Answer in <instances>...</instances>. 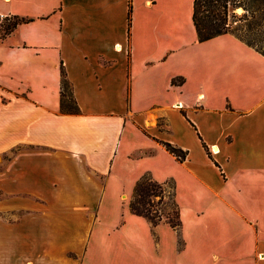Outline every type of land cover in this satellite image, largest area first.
I'll return each mask as SVG.
<instances>
[{
  "label": "crops",
  "instance_id": "obj_1",
  "mask_svg": "<svg viewBox=\"0 0 264 264\" xmlns=\"http://www.w3.org/2000/svg\"><path fill=\"white\" fill-rule=\"evenodd\" d=\"M0 15L24 20L0 40V264H264L261 53L198 42L192 0H0ZM145 174L195 204L179 234L124 207Z\"/></svg>",
  "mask_w": 264,
  "mask_h": 264
},
{
  "label": "trees",
  "instance_id": "obj_2",
  "mask_svg": "<svg viewBox=\"0 0 264 264\" xmlns=\"http://www.w3.org/2000/svg\"><path fill=\"white\" fill-rule=\"evenodd\" d=\"M192 0L191 20L196 32L197 41L203 42L214 37L231 34L254 48L264 56V53L256 49L248 34L255 29V12L260 8L263 13L259 19H264V0ZM242 8L243 15L238 16L236 10ZM130 7L128 10V17ZM23 19L13 18L12 21L2 27V32L10 33ZM257 24L261 26L258 21ZM256 25V24H255ZM179 79H173L172 83H180ZM60 109L64 113H77V107L72 98V92L65 73L61 70L60 80ZM165 149L180 162L186 158V152L164 143ZM165 200L169 203L168 209L164 208ZM128 209L133 215L146 219L152 227L164 223L177 233L181 227L180 209L176 201L175 185L173 181L159 183L149 174L143 175L134 185Z\"/></svg>",
  "mask_w": 264,
  "mask_h": 264
},
{
  "label": "rangeland",
  "instance_id": "obj_3",
  "mask_svg": "<svg viewBox=\"0 0 264 264\" xmlns=\"http://www.w3.org/2000/svg\"><path fill=\"white\" fill-rule=\"evenodd\" d=\"M189 1L191 2V0H184V3L187 4ZM249 2H250V0H248V3H247L248 5H249ZM243 13H244V10L242 8H238L236 10V14L238 16L243 15ZM262 13H263V10H261L260 8H258V10H256V12L254 14L255 17L251 20V21L254 22L255 29L251 32V34L247 35V38L251 40V43L253 44V46L256 49H258V50H260L261 52L264 53V19L263 18L259 19V17H261ZM258 21L260 22L261 26H259L257 24ZM3 25L5 26L6 23H4ZM7 34H6V32H2V30H0V40L2 38H4ZM208 177L209 178H213L212 173L208 172ZM124 191H125V193L128 196H130L131 193H132V188L131 187H129V188L127 187V188L124 189ZM176 192H177L179 201L181 203L180 204L178 199H177L178 206L180 208L182 207V209H185V212L194 211L195 204L189 199L186 190H184L181 187L179 190L176 189ZM123 205H124V207H126L125 205H128V201H126ZM168 207H169V203L167 202V200H165L164 208L168 209ZM179 233H180V230H179L178 234ZM178 243H179L180 247L183 246V239L180 236H179Z\"/></svg>",
  "mask_w": 264,
  "mask_h": 264
},
{
  "label": "built area",
  "instance_id": "obj_4",
  "mask_svg": "<svg viewBox=\"0 0 264 264\" xmlns=\"http://www.w3.org/2000/svg\"><path fill=\"white\" fill-rule=\"evenodd\" d=\"M13 18L8 17V16H2L0 15V30H2V27L4 26L3 24L6 23H10L12 21Z\"/></svg>",
  "mask_w": 264,
  "mask_h": 264
}]
</instances>
